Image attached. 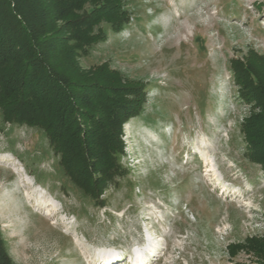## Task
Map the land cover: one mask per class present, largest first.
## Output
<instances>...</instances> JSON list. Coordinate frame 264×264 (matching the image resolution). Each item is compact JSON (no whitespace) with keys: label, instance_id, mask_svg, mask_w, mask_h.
Segmentation results:
<instances>
[{"label":"rangeland","instance_id":"rangeland-1","mask_svg":"<svg viewBox=\"0 0 264 264\" xmlns=\"http://www.w3.org/2000/svg\"><path fill=\"white\" fill-rule=\"evenodd\" d=\"M125 3L124 29L103 25L105 41L79 60L55 56L69 74L107 63L146 84L143 111L122 127L123 174L94 205L62 190L38 130L4 125L6 253L13 264H251L241 241L264 236V174L245 157L240 122L260 109L239 100L228 67L250 51L264 56V0Z\"/></svg>","mask_w":264,"mask_h":264},{"label":"trees","instance_id":"trees-1","mask_svg":"<svg viewBox=\"0 0 264 264\" xmlns=\"http://www.w3.org/2000/svg\"><path fill=\"white\" fill-rule=\"evenodd\" d=\"M125 1L0 0V130L6 124L38 130L55 158L62 190L69 185L99 207L106 189L123 174L122 127L143 111L146 84L107 63L85 69L87 79L86 73L69 74L55 56L79 60L105 41L103 25L111 33L124 29L130 19ZM249 54L230 59L228 68L239 100L249 112L260 109L241 120L240 134L246 159L264 174V56ZM241 242L255 255L251 264H264V236ZM236 253L230 245V258ZM0 264H13L1 230Z\"/></svg>","mask_w":264,"mask_h":264},{"label":"bare ground","instance_id":"bare-ground-1","mask_svg":"<svg viewBox=\"0 0 264 264\" xmlns=\"http://www.w3.org/2000/svg\"><path fill=\"white\" fill-rule=\"evenodd\" d=\"M106 256H107V255H106ZM136 256H137V255H136ZM136 256L133 257L132 259H133V260H134V258L136 259ZM121 258L123 259V257L120 256L119 259H121ZM96 259L99 260L98 258H96ZM110 259H113V256H112V255H109L107 258H105V260H110ZM132 262H133V261H132ZM132 262H131V263H132ZM146 262H147V261H146ZM146 262H144V263H142V264H147ZM133 264H138V263H134V262H133Z\"/></svg>","mask_w":264,"mask_h":264}]
</instances>
